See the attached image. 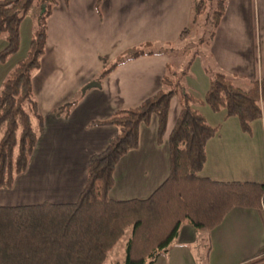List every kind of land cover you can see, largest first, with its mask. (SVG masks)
Wrapping results in <instances>:
<instances>
[{"label": "crops", "instance_id": "1", "mask_svg": "<svg viewBox=\"0 0 264 264\" xmlns=\"http://www.w3.org/2000/svg\"><path fill=\"white\" fill-rule=\"evenodd\" d=\"M192 17L193 0H99L97 7L95 0H58L52 5L46 19L44 52L31 75L32 91L43 101L42 109L37 108L41 130L24 175L18 174L5 190L26 176L35 183L26 198L42 194L40 202L74 201L85 182L89 155L104 149L116 132L113 125L93 121L134 107L162 88L167 62L160 52L182 39L181 31L188 28ZM212 35V58L222 73L247 80L261 77L264 0H224ZM146 43L150 49L157 46L156 55L144 54L116 64L101 81L96 80L98 87L81 93L77 104L63 113L54 112L103 69L100 58L109 61L129 47ZM202 75L200 87L205 92L206 75ZM186 91L193 95L196 90L190 87ZM174 97L168 102L161 135L157 136V118L152 115L139 125L136 147L117 160L108 191L111 198H145L165 179L168 134L179 110ZM199 174L217 181L264 182L261 121L248 131L238 124L221 126L204 144ZM158 260H164L162 264H264V209L233 207L207 230L182 223L176 239L155 264Z\"/></svg>", "mask_w": 264, "mask_h": 264}, {"label": "trees", "instance_id": "2", "mask_svg": "<svg viewBox=\"0 0 264 264\" xmlns=\"http://www.w3.org/2000/svg\"><path fill=\"white\" fill-rule=\"evenodd\" d=\"M53 2L0 0V33L5 40L0 62L17 50L18 26L30 7H43L25 56L8 72L0 88V189L11 188L15 177L25 170L41 130L42 116L32 96L31 75L44 52L46 19ZM98 2L95 0L96 7ZM200 2L193 0V17L200 13ZM223 8L224 0H218L212 13L213 29ZM143 47L122 51L102 76L123 60L158 52ZM166 69L163 86L156 93L134 107L93 121L113 125L116 132L104 149L89 155L85 182L74 201L0 205V264H102L126 229L129 234L122 264H153L176 239L182 223L207 230L233 207L264 209V182L217 181L199 174L204 144L217 134L218 125L208 124L198 109L205 105L214 112L223 110L224 118L234 116L243 131L256 119L264 127V72L259 79L248 80L246 88L233 83L234 75L215 72L199 98L183 89L180 75L168 63ZM174 95L179 110L168 134L165 179L145 198H111L108 191L117 160L136 147L138 127L152 115L157 118V136L161 135L168 102ZM74 104V100L66 102L54 112L67 111Z\"/></svg>", "mask_w": 264, "mask_h": 264}, {"label": "rangeland", "instance_id": "3", "mask_svg": "<svg viewBox=\"0 0 264 264\" xmlns=\"http://www.w3.org/2000/svg\"><path fill=\"white\" fill-rule=\"evenodd\" d=\"M58 0H54L53 7L56 5ZM200 13L197 16L193 17L191 21H189L187 30L183 33L182 39L176 41L174 44L165 47L163 51L160 52V55L164 56L166 62L169 64L170 69L176 71L178 75H180L181 82L188 81L185 87L188 90L190 87H193L196 91H194V96L201 98V84L204 82V76L206 75V89L208 87L209 77L215 72H221L217 67V61H215L214 57L212 58V49L214 44L213 35H211L212 28V13L216 9V3L218 0H200ZM43 7L40 5H32L28 11V13L21 19L18 32H19V40L17 50L8 55L3 62H0V88L2 81L5 76L12 70L18 60L25 56V53L28 48V43L32 32L36 29L37 26V18L41 13ZM5 44L4 33H0V50L3 48ZM55 44V43H54ZM152 49H156V45L151 46ZM156 55V53L154 54ZM116 58V57H114ZM116 59H111L109 61L106 58H100V62L103 63V69L98 72V74L94 77L92 81L102 79V71L106 70L110 67L111 63ZM127 60V59H126ZM124 61V60H123ZM122 62V61H121ZM40 64V62H39ZM34 72V71H33ZM32 72V73H33ZM167 72V69H166ZM175 74V75H177ZM226 74V73H225ZM228 75V74H226ZM174 76H170L172 81ZM232 81L235 85L240 86L242 88H246L248 84V80L245 77L240 76H232ZM98 82V81H97ZM85 85V84H84ZM82 85L81 88L84 86ZM163 86V85H162ZM80 90L73 97L74 102L77 104L79 99L82 97V92ZM32 96L36 101V105L38 110H41L43 107V101L41 96L37 95L32 91ZM174 97V96H173ZM174 99H176L174 97ZM70 99L67 102H71ZM73 106V105H72ZM198 109L204 115L206 122L210 125H218L217 132L221 126H229L237 124V120L234 116H229L224 118V111L214 112L210 110L205 105H199ZM57 110V108L55 109ZM63 113V112H60ZM252 126H260V120H254L251 123ZM36 168V167H35ZM26 171V169H25ZM21 174L22 176L24 175ZM21 176V177H22ZM20 177V176H19ZM28 178L24 176L23 180L17 184L11 190L0 189V204H8L7 202H22V203H34L40 202L42 199V194L33 195L31 197H25L26 192L29 188L33 187L35 183L27 180ZM129 234V229H126L125 233L120 237L111 250L108 252L105 260L102 264H122L124 259V247L125 241ZM164 260L156 261V264H162ZM155 264V262L153 263Z\"/></svg>", "mask_w": 264, "mask_h": 264}, {"label": "water", "instance_id": "4", "mask_svg": "<svg viewBox=\"0 0 264 264\" xmlns=\"http://www.w3.org/2000/svg\"><path fill=\"white\" fill-rule=\"evenodd\" d=\"M99 83L97 81H90L88 83H86L82 88H81V92H84L86 89L88 88H92V87H98Z\"/></svg>", "mask_w": 264, "mask_h": 264}]
</instances>
